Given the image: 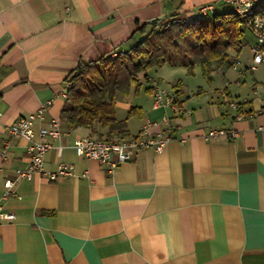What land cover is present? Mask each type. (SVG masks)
Listing matches in <instances>:
<instances>
[{"label": "crops", "instance_id": "1", "mask_svg": "<svg viewBox=\"0 0 264 264\" xmlns=\"http://www.w3.org/2000/svg\"><path fill=\"white\" fill-rule=\"evenodd\" d=\"M202 5H211L212 14L231 10L224 0H0V148L7 143L0 195L4 177L25 164L27 145L6 124L47 99L35 129L60 119V94L78 62L126 50L143 23L172 13L186 17ZM253 44L254 37L243 40L232 54L242 74L217 66L209 82L194 69L195 81L186 83L163 72L165 65L154 67L156 76L152 69L140 73L136 92L116 96L122 127L112 136L129 138L148 122L156 123L154 131L168 117L173 138L161 151L133 153L110 172L95 159L76 157L74 141L91 135L60 120L44 166L69 162L73 173L55 181L20 179L19 197L1 200L15 217L0 221V264H264V111L258 112L264 63L248 68ZM147 77L169 81L189 113L153 107ZM223 87L242 103L241 118L217 96ZM219 127L238 135L204 139L206 130Z\"/></svg>", "mask_w": 264, "mask_h": 264}, {"label": "trees", "instance_id": "2", "mask_svg": "<svg viewBox=\"0 0 264 264\" xmlns=\"http://www.w3.org/2000/svg\"><path fill=\"white\" fill-rule=\"evenodd\" d=\"M264 13V5H258ZM247 28L246 20L232 12L196 16L191 21L172 13L156 23H143L130 38L134 43L117 55H101L95 60L78 62L68 79L60 120L69 128L85 127L90 135L112 139L121 131L115 116L118 93L136 92L140 73L151 67H185L193 73L199 66L210 81L217 66H229L238 54ZM137 34L138 39H135ZM106 133H105V132Z\"/></svg>", "mask_w": 264, "mask_h": 264}, {"label": "built area", "instance_id": "3", "mask_svg": "<svg viewBox=\"0 0 264 264\" xmlns=\"http://www.w3.org/2000/svg\"><path fill=\"white\" fill-rule=\"evenodd\" d=\"M231 6L232 12L246 20L247 28L254 37V44L251 46L252 62L248 66L250 70H255L257 66L264 63V13H259L253 0H224ZM212 11L211 5L199 6L193 13L185 17L191 21L197 15H208ZM118 51H112L111 57L117 55ZM231 67L236 69L238 74L243 73L239 67V61L232 62ZM151 83L153 94V107H165L172 113H189L177 97L167 88L161 86L157 80L147 77ZM228 82H225L227 85ZM72 86V81L67 79L65 82L66 90L61 92L63 99L67 97V91ZM256 92V91H255ZM216 94L222 98L226 104L238 111L236 118H241L243 113L240 111L242 103L238 102L225 91V87L217 89ZM51 104V99H47L36 111L14 119L5 125V129L11 136L19 137L27 141L25 148V164L22 167L15 168L11 175L4 177L2 181L3 190L0 195V221L13 220L14 213L4 209V203L1 200H7L11 197H19L15 190V185L20 179H32L35 175L48 181H55L67 177L73 173L74 166L69 162H60L54 169H46L44 159L46 152L52 147L50 139L57 138L60 135V119L52 117L48 124L35 129V121L43 119L44 111ZM260 109L258 112H262ZM252 115V113H250ZM156 125L155 122H148L140 127L138 132L129 138L104 139L94 136H84L76 139L73 148L77 158L95 159L107 171H112L120 163L131 160L133 153L139 152L145 148H151L155 151H161L166 143L173 138L172 126L168 117L162 120V127L151 130ZM238 135V132L232 128H210L203 134L204 139H232ZM183 141V139H181ZM7 143L0 148V157L6 159ZM60 152V149L59 151ZM3 168L0 167V173ZM85 176V173L83 174Z\"/></svg>", "mask_w": 264, "mask_h": 264}, {"label": "rangeland", "instance_id": "4", "mask_svg": "<svg viewBox=\"0 0 264 264\" xmlns=\"http://www.w3.org/2000/svg\"><path fill=\"white\" fill-rule=\"evenodd\" d=\"M210 14L212 15V13H210ZM197 16H199V15H197ZM252 37H253L252 33L248 29H245V31L243 33V40L249 41ZM243 46L245 47V49H247L248 43H245V45H243ZM155 68L158 69L159 67H155ZM155 68L152 67V68H150V70L152 69L151 70L152 74H155V76H156L155 70H153ZM173 68L174 67L165 65L163 67V70L162 71L165 72V73H166V71L170 72V76H173V78H175V80H177V79L178 80L179 79L182 80L183 79L186 83H190L191 81L192 82L195 81V79L193 78L194 77L193 76V73H188L187 68L181 67V70H176V72L178 71L177 73L176 72H173L174 70L171 72V69H173ZM179 69H180V67H179ZM194 69L196 71H199L200 70V67L195 66ZM186 72L189 75H186ZM198 73H200V72H198ZM198 75H200V74H198ZM154 78H155V80L159 81V84L160 85L163 84L162 86L166 87L167 89L168 88L169 89H172V85L169 83V81H161V79H159V77H154ZM112 139H118V137H113Z\"/></svg>", "mask_w": 264, "mask_h": 264}, {"label": "water", "instance_id": "5", "mask_svg": "<svg viewBox=\"0 0 264 264\" xmlns=\"http://www.w3.org/2000/svg\"><path fill=\"white\" fill-rule=\"evenodd\" d=\"M158 20H160V19H159V18H157V19H156V18L152 19L153 22H157Z\"/></svg>", "mask_w": 264, "mask_h": 264}]
</instances>
